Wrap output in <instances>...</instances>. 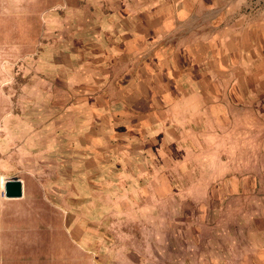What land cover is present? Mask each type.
Listing matches in <instances>:
<instances>
[{"label": "rangeland", "instance_id": "374dc122", "mask_svg": "<svg viewBox=\"0 0 264 264\" xmlns=\"http://www.w3.org/2000/svg\"><path fill=\"white\" fill-rule=\"evenodd\" d=\"M68 2L100 4L0 0V249L22 253L0 264H255L264 96L230 93L264 88V0H201L184 80L175 63L154 67L173 79L141 75L99 35L105 17L88 27L94 13ZM250 42L258 83L228 65ZM14 177L20 198L4 192Z\"/></svg>", "mask_w": 264, "mask_h": 264}, {"label": "crops", "instance_id": "0c3cea01", "mask_svg": "<svg viewBox=\"0 0 264 264\" xmlns=\"http://www.w3.org/2000/svg\"><path fill=\"white\" fill-rule=\"evenodd\" d=\"M97 1L100 2L101 5H93V7L86 5L85 9L79 6L73 7L71 2H68L65 3V9L67 10H63L62 12L70 13L72 15L73 12L77 10L78 12L80 11V14L83 16L84 13L85 15H88V13L93 12L94 14L91 16L92 21L89 20L88 23L86 18L87 25L91 28L94 26V15L104 16V27L102 25V27L97 28L99 35H102L105 38L107 37L111 43L117 42L118 53H121L122 56L126 55L127 48H132L133 53L139 57L136 59V62L141 63L142 61L144 64V66H141L139 70H137L141 75H143L142 73H154L158 80L173 79L175 76L172 72L176 68L179 72L178 79L184 80L189 79L190 72H195V68L190 64L191 60H193L194 63L196 61L197 63H201V54H197L201 48V22H198V27L197 24H195L197 20L201 19V14H199L201 13V0H132V2L130 0ZM93 3H95V0H93ZM127 19H133L134 27H131L132 25L126 27ZM185 25H188V27H185ZM219 28L220 27H208L206 31L215 34V31ZM178 33H180L181 41L178 40ZM195 33L197 35L196 40L190 45V38ZM210 37H213V35H210ZM126 43L128 45H126ZM257 46L260 53L261 50L263 52V44L261 43V45ZM219 47L221 48V46ZM150 48H152V50H148ZM220 48L215 52L217 61L220 60ZM252 48H256V46L255 44L252 45L250 42V46H246L245 48L238 46L232 49L230 60L228 61V65L230 64V70L235 69L236 74L238 71L240 73L243 71L247 73L244 79L241 78L245 83L248 80H254L258 83L261 80L258 77H263L261 75L256 76L253 74L256 65L254 66V60L250 55L248 56V50H251ZM176 49H178V51H176ZM190 50L194 51L192 52L195 53L194 56H190ZM177 58H180V61ZM175 59L177 61L171 62ZM162 63H165V65H168V63H175L176 66L175 68H167L164 66L165 70L161 67H158L156 70L154 69V67H157V65H161ZM242 63H245V66H242L239 69V65ZM260 69L264 70V67L259 68V70ZM218 70H221V67H218ZM196 72L197 74H200V70L198 71L196 69ZM240 77H243V74L240 75ZM170 89V93L173 94V89ZM241 89L243 88L240 87L239 84L236 88L231 89L230 94L236 96L238 93L245 92L246 96H264V88L259 87V83L258 87H249L244 91ZM248 101H252V99H249ZM256 111L261 113V120H264V101H261L258 106H252L250 112L251 116H253V113ZM262 135L263 136L260 140L262 161L260 166H258L253 172V175L263 177L261 184L255 188L259 191L262 190V193H264V126L262 128ZM262 203H264V201H262ZM261 230L262 231H259L260 237L254 239L253 250L251 253L252 256L255 257L253 258L256 262L255 264H264V225ZM11 253L22 255L20 251H14L13 248L0 249V255H12ZM19 262L21 263V261Z\"/></svg>", "mask_w": 264, "mask_h": 264}, {"label": "water", "instance_id": "95a60500", "mask_svg": "<svg viewBox=\"0 0 264 264\" xmlns=\"http://www.w3.org/2000/svg\"><path fill=\"white\" fill-rule=\"evenodd\" d=\"M4 192L8 198H20L24 194L23 181L17 177L9 178L4 183Z\"/></svg>", "mask_w": 264, "mask_h": 264}]
</instances>
